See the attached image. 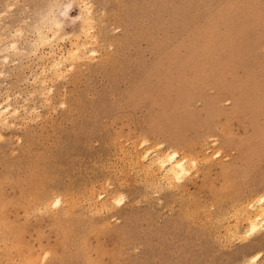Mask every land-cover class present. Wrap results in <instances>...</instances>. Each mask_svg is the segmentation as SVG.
<instances>
[{
  "label": "rangeland",
  "instance_id": "1",
  "mask_svg": "<svg viewBox=\"0 0 264 264\" xmlns=\"http://www.w3.org/2000/svg\"><path fill=\"white\" fill-rule=\"evenodd\" d=\"M1 105L0 264H264V0H0Z\"/></svg>",
  "mask_w": 264,
  "mask_h": 264
},
{
  "label": "bare ground",
  "instance_id": "2",
  "mask_svg": "<svg viewBox=\"0 0 264 264\" xmlns=\"http://www.w3.org/2000/svg\"><path fill=\"white\" fill-rule=\"evenodd\" d=\"M84 32L87 35L88 34V28H86L84 30ZM4 111H6V110H5L4 106L2 107V105H1L0 106V120H1V116L3 115ZM142 143L146 144V140H143ZM149 146H147V147L145 146L140 152L138 151L136 153V156L134 157V159H135V162H137L139 164L143 163L142 161H144L146 159L145 161H147V164L144 165L145 167L143 166L144 167L143 169H145L144 171H146V173H148L150 176H152V178L156 177L157 178L156 180H158V177H160V178L165 179V181L169 184H171L173 182H181L184 179V177L187 174H189L191 165L195 163V161L188 160L184 156L180 157L178 152H176L174 150L170 151V149H168V151H167L166 148H165L166 150L161 149L162 148L161 144H154L153 145L154 147H152L154 149H152V151L148 150L149 148H151ZM189 161H191V162H189ZM137 163H135V164H137ZM256 197H258V196H256ZM122 198L123 197H121V196L120 197L111 196L108 199L104 200V204L109 206V203H110L109 199H113V201L115 203L120 205V204H122ZM248 199L250 201L249 200L247 201V199L246 200L241 199L243 201V204H241V206H239L238 209L236 207V209H237L236 210L237 213L235 215L236 218H235L234 226L231 229V231H233L236 234V236L239 235V237L241 236L244 239L253 238L254 235H256L257 233H260V231L264 227V225H263L264 224V195L257 198L258 199L257 203H256V201H254V197H252V198L250 197ZM242 201H240V202H242ZM60 202H61L60 198H57L53 201L52 204L57 206ZM7 218L8 217H7L6 211L4 212V211L0 210V237L5 241L6 251L10 250L11 247H14V245L17 244V240H18L17 236L9 235L6 232V230H7ZM241 223H243L244 226H242V227L239 226ZM260 242H261L260 244H264V240H261ZM260 256H261V253L258 252L254 255L253 258H254V260H256ZM25 264H29V263L25 262Z\"/></svg>",
  "mask_w": 264,
  "mask_h": 264
}]
</instances>
